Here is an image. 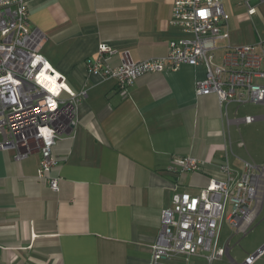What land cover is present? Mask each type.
Here are the masks:
<instances>
[{
    "label": "crops",
    "instance_id": "crops-1",
    "mask_svg": "<svg viewBox=\"0 0 264 264\" xmlns=\"http://www.w3.org/2000/svg\"><path fill=\"white\" fill-rule=\"evenodd\" d=\"M259 3L264 0L244 1L246 12L237 19L252 20ZM28 8L30 28L41 38L39 53L73 91L86 89L88 97L77 110L76 127L61 134L53 150L58 164L50 176L58 179V192L37 179L39 154L15 161V150L0 151V264H150L173 194L195 195L210 179H225L223 164L232 172L246 161L264 167V133L246 129L264 123V110L242 113L243 106L222 107L215 95L197 96L202 67L140 76L126 95L114 80L87 74L85 60L96 58L101 43L117 51L111 66L120 65L124 54L134 62L164 57L180 35L168 25V0H31ZM227 28L228 40L217 41L212 54L214 68L227 47L264 41V30L249 36L232 35L229 22ZM244 116L258 119L236 122ZM186 157L202 162L201 170L167 171ZM228 243L220 244L227 249L221 260L178 261L243 264L264 248L263 242L232 256ZM253 264H264V252Z\"/></svg>",
    "mask_w": 264,
    "mask_h": 264
},
{
    "label": "built area",
    "instance_id": "built-area-1",
    "mask_svg": "<svg viewBox=\"0 0 264 264\" xmlns=\"http://www.w3.org/2000/svg\"><path fill=\"white\" fill-rule=\"evenodd\" d=\"M30 1L0 0V151L15 150V161L39 154L37 179L58 192L59 181L50 176L58 164L53 150L59 136L76 127L77 110L88 91H73L65 76L39 53L41 38L30 28ZM168 1V25L180 35L170 40L164 57L134 62L124 54L120 65L111 66L117 51L101 43L96 58L85 60L87 74L114 80L119 93L126 95L140 76L175 72L182 66L202 67L204 76L195 82L197 96L215 95L222 107H264V41L227 47L220 66L214 68L217 41L229 38V15L221 1ZM254 13L249 7L248 16ZM257 119L244 116L236 122L249 125ZM202 165L186 157L172 161L167 171L196 173ZM220 171L225 179H210L199 193L172 195L171 208L161 214L150 264H180V259L186 262L192 256H202L208 263L221 260L227 254L220 245L222 223L239 234L254 223L264 196V167L246 161L240 172H232L227 164ZM263 252L264 248L248 256L243 264H253Z\"/></svg>",
    "mask_w": 264,
    "mask_h": 264
},
{
    "label": "rangeland",
    "instance_id": "rangeland-1",
    "mask_svg": "<svg viewBox=\"0 0 264 264\" xmlns=\"http://www.w3.org/2000/svg\"><path fill=\"white\" fill-rule=\"evenodd\" d=\"M228 11L231 12V18L229 22V28L232 35H238L242 32L251 35L259 34L264 30V3H259L255 5L257 15L252 20L241 21L237 19L238 14H243L246 9L243 5L244 0H222ZM255 31V32H254ZM263 36V35H262ZM244 39H247L244 37ZM261 39H264L261 37ZM242 113H257L260 110H264V107H254L251 105H246L241 107ZM258 129L259 133H264V123L253 124L246 127V129ZM263 207L261 213L257 217L254 224L249 228L246 235H234L233 230H230L229 226L223 222L220 231V244L225 243L229 240L228 247L230 248V255L232 256H242L249 252L250 249L261 245L264 242V196L261 201ZM261 203L259 205H261ZM258 205V206H259ZM257 209V208H256Z\"/></svg>",
    "mask_w": 264,
    "mask_h": 264
}]
</instances>
